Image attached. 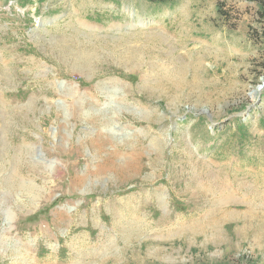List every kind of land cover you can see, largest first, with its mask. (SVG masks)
Here are the masks:
<instances>
[{
  "label": "rangeland",
  "instance_id": "obj_1",
  "mask_svg": "<svg viewBox=\"0 0 264 264\" xmlns=\"http://www.w3.org/2000/svg\"><path fill=\"white\" fill-rule=\"evenodd\" d=\"M258 8L0 0V264H264Z\"/></svg>",
  "mask_w": 264,
  "mask_h": 264
},
{
  "label": "trees",
  "instance_id": "obj_2",
  "mask_svg": "<svg viewBox=\"0 0 264 264\" xmlns=\"http://www.w3.org/2000/svg\"><path fill=\"white\" fill-rule=\"evenodd\" d=\"M255 1L259 4L257 15H258V20H260V24L262 25V30H261L262 35H264V0H255ZM262 95H264V92ZM236 119H239V118H236ZM239 125L238 127L241 133H244V132L246 133L247 126H244V122L242 121Z\"/></svg>",
  "mask_w": 264,
  "mask_h": 264
},
{
  "label": "water",
  "instance_id": "obj_3",
  "mask_svg": "<svg viewBox=\"0 0 264 264\" xmlns=\"http://www.w3.org/2000/svg\"><path fill=\"white\" fill-rule=\"evenodd\" d=\"M262 89H264V81L262 82V84L260 86L257 87L256 92L260 94V92H261ZM43 156L44 155L42 154V152L38 151L37 154H36V156H35V160H37V161L44 160V157Z\"/></svg>",
  "mask_w": 264,
  "mask_h": 264
}]
</instances>
